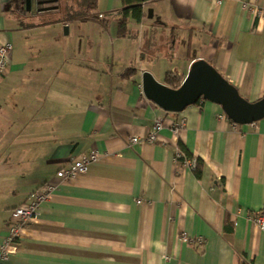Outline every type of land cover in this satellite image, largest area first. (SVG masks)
Here are the masks:
<instances>
[{
	"label": "crops",
	"instance_id": "crops-1",
	"mask_svg": "<svg viewBox=\"0 0 264 264\" xmlns=\"http://www.w3.org/2000/svg\"><path fill=\"white\" fill-rule=\"evenodd\" d=\"M57 1L40 11L0 0V46L12 45L0 75V244L11 210L57 185L6 264H264V229L250 219L264 210V117L235 124L207 100L167 112L141 91L142 71L170 86L167 72L183 79L202 58L246 100L262 97L264 0H150L153 17L126 34L122 0H97L84 19H62ZM158 118L155 142L129 141ZM93 150L85 173L56 176Z\"/></svg>",
	"mask_w": 264,
	"mask_h": 264
},
{
	"label": "water",
	"instance_id": "water-1",
	"mask_svg": "<svg viewBox=\"0 0 264 264\" xmlns=\"http://www.w3.org/2000/svg\"><path fill=\"white\" fill-rule=\"evenodd\" d=\"M39 10H49L57 0H36ZM31 9L32 0H25ZM153 9H147V18ZM143 95L167 112H180L200 99L218 104L223 113L235 124H249L264 117V95L255 101L243 98L238 89L219 73L209 62L194 60L178 87H170L154 78L151 72L141 73Z\"/></svg>",
	"mask_w": 264,
	"mask_h": 264
},
{
	"label": "built area",
	"instance_id": "built-area-1",
	"mask_svg": "<svg viewBox=\"0 0 264 264\" xmlns=\"http://www.w3.org/2000/svg\"><path fill=\"white\" fill-rule=\"evenodd\" d=\"M220 2V0H213ZM102 16V14H100ZM12 50L11 43H5L0 46V75L5 71L9 61V56ZM202 101V99H200ZM222 115L225 116L223 113ZM233 123V122H232ZM163 121L158 118L154 121L152 127L143 136H132L130 138L131 143H141L143 141L155 142L157 140L158 130L162 127ZM179 158L183 160L191 169L196 168V159L193 157H187L183 153H178ZM99 159L97 151L93 150L87 155L74 159L69 166L62 167L56 172V176L61 180L74 179L78 174L85 173L88 166L96 162ZM57 185L46 182L37 188L30 195L23 204L14 207L10 213V220L6 226V235L0 244V264H6L9 256L14 252L16 248V242L20 236L22 229L26 224L34 218L37 213L40 204L45 201L50 194L56 189ZM250 219L259 227L264 229V210L257 211L250 215ZM181 237L188 240L191 243L202 244L203 239L201 237H193L188 239L184 234Z\"/></svg>",
	"mask_w": 264,
	"mask_h": 264
},
{
	"label": "trees",
	"instance_id": "trees-1",
	"mask_svg": "<svg viewBox=\"0 0 264 264\" xmlns=\"http://www.w3.org/2000/svg\"><path fill=\"white\" fill-rule=\"evenodd\" d=\"M148 1L150 0H122L123 18L118 24V29L121 34L127 33V25L129 22L139 24L147 17L145 3ZM96 4L97 0H65L62 19L96 18L97 15L94 13ZM127 73H129V70H127ZM181 81L182 78L172 72H167L165 75V82L170 84V87H178ZM195 171L196 173L199 171L198 164L196 165Z\"/></svg>",
	"mask_w": 264,
	"mask_h": 264
},
{
	"label": "rangeland",
	"instance_id": "rangeland-1",
	"mask_svg": "<svg viewBox=\"0 0 264 264\" xmlns=\"http://www.w3.org/2000/svg\"><path fill=\"white\" fill-rule=\"evenodd\" d=\"M64 4H65V0H58L57 5H58L59 8H60V12H61V15H62V16H63V11H64Z\"/></svg>",
	"mask_w": 264,
	"mask_h": 264
}]
</instances>
